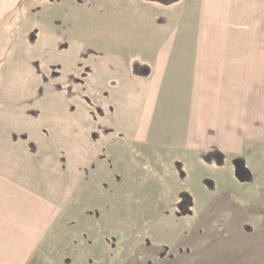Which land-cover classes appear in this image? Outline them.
I'll list each match as a JSON object with an SVG mask.
<instances>
[{
    "label": "rangeland",
    "instance_id": "1",
    "mask_svg": "<svg viewBox=\"0 0 264 264\" xmlns=\"http://www.w3.org/2000/svg\"><path fill=\"white\" fill-rule=\"evenodd\" d=\"M94 7L25 0L0 27V170L58 207L41 245L48 264H171L186 240L247 220L264 169L252 176L247 154L212 156L206 169L133 140L135 112L127 124L120 95L136 71L105 54L104 0ZM208 211L212 227L196 230Z\"/></svg>",
    "mask_w": 264,
    "mask_h": 264
},
{
    "label": "crops",
    "instance_id": "2",
    "mask_svg": "<svg viewBox=\"0 0 264 264\" xmlns=\"http://www.w3.org/2000/svg\"><path fill=\"white\" fill-rule=\"evenodd\" d=\"M23 1L0 0V27ZM96 2L87 0L91 14ZM103 20L110 39L105 54L136 71L123 74L128 88L120 95L127 124L135 112L133 140L195 156L206 169L215 164L212 156L247 154L251 175L262 173L264 0H104ZM256 178L264 186V176ZM21 181L0 170V264H48L41 245L60 212ZM252 191L247 220L227 218L226 234L220 224V235L186 240L187 252L171 264H264V193ZM214 212L202 213L196 230L211 228L204 214Z\"/></svg>",
    "mask_w": 264,
    "mask_h": 264
}]
</instances>
